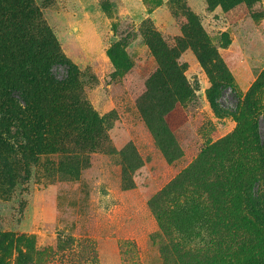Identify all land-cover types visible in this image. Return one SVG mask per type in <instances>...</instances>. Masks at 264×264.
<instances>
[{"label":"rangeland","instance_id":"374dc122","mask_svg":"<svg viewBox=\"0 0 264 264\" xmlns=\"http://www.w3.org/2000/svg\"><path fill=\"white\" fill-rule=\"evenodd\" d=\"M26 258L264 264V0H0V264Z\"/></svg>","mask_w":264,"mask_h":264},{"label":"trees","instance_id":"16d2710c","mask_svg":"<svg viewBox=\"0 0 264 264\" xmlns=\"http://www.w3.org/2000/svg\"><path fill=\"white\" fill-rule=\"evenodd\" d=\"M249 226L252 227V224L249 223ZM212 246L220 247V244L219 245L218 244L215 245V243H213ZM24 264H33V263L31 262V260H29L28 258H26Z\"/></svg>","mask_w":264,"mask_h":264}]
</instances>
